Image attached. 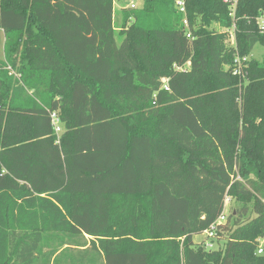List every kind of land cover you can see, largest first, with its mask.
Segmentation results:
<instances>
[{
    "label": "trees",
    "instance_id": "1",
    "mask_svg": "<svg viewBox=\"0 0 264 264\" xmlns=\"http://www.w3.org/2000/svg\"><path fill=\"white\" fill-rule=\"evenodd\" d=\"M174 1L0 0V264H264V0Z\"/></svg>",
    "mask_w": 264,
    "mask_h": 264
},
{
    "label": "built area",
    "instance_id": "2",
    "mask_svg": "<svg viewBox=\"0 0 264 264\" xmlns=\"http://www.w3.org/2000/svg\"><path fill=\"white\" fill-rule=\"evenodd\" d=\"M187 1L188 0H175L174 1V8L177 11V13L179 15H181L182 19H181V24L182 27L185 31V35L187 37V39H191V32H190V26H189V22L186 16V5H187ZM225 3H229L231 5V11L234 12L235 7H236V2L237 0H223ZM127 9H135L136 5L131 2L128 6H126ZM258 25H259V30L261 33H264V13L261 14L258 19H257ZM233 30L234 27H232L231 29V34H230V44L231 45H235V40H234V34H233ZM242 61H246V58H240L239 56H236L234 59V65L236 66L233 69V74L234 75H241L242 74ZM6 70H8L10 75L15 76L16 78H18L19 76L13 71V69L10 66H6L5 68ZM167 90V87H164ZM50 120H51V124L52 127L54 129V132L56 133V135H59L62 131V123L59 120V117L57 115L56 112H52L50 113ZM229 198H225L224 201V205H223V211L221 213V215L218 217V219L209 226V228L207 230H205L202 235L206 236V240L207 242L204 243V247L207 250H212L214 244L211 242L213 241L216 237L218 239V227L221 224H224L226 222V218L229 214ZM228 207V209H227ZM257 243H258V249H257V254H261L262 253V245L264 243V237L263 238H259L257 239Z\"/></svg>",
    "mask_w": 264,
    "mask_h": 264
},
{
    "label": "rangeland",
    "instance_id": "3",
    "mask_svg": "<svg viewBox=\"0 0 264 264\" xmlns=\"http://www.w3.org/2000/svg\"><path fill=\"white\" fill-rule=\"evenodd\" d=\"M131 2H133L136 5V8L138 9V7L141 6L143 0H114L113 2L114 3L113 24L116 30L115 38L117 43H120L122 39V37L118 34V30L120 29L123 20L122 11L126 10V6H128ZM3 42H4V36L3 33L0 32V60H4ZM250 56L264 64V46H261L259 44L255 45ZM228 207H229V211H231L232 209L238 208L239 203L232 201L228 204ZM224 239L225 237L222 235V237L220 236V239H217L216 237L213 241H211L214 244L212 249H219L224 247ZM76 242L79 243L80 245L88 244L87 238L76 239ZM203 242L204 243L207 242L205 235L201 234V235L193 236L194 245L201 247L202 245H204Z\"/></svg>",
    "mask_w": 264,
    "mask_h": 264
}]
</instances>
